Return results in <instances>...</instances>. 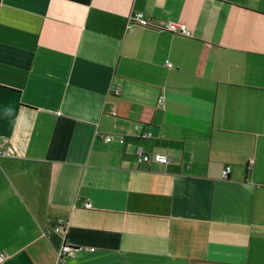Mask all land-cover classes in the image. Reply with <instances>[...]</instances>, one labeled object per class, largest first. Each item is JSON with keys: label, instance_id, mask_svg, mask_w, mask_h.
<instances>
[{"label": "crops", "instance_id": "obj_1", "mask_svg": "<svg viewBox=\"0 0 264 264\" xmlns=\"http://www.w3.org/2000/svg\"><path fill=\"white\" fill-rule=\"evenodd\" d=\"M0 254L264 264V0H0Z\"/></svg>", "mask_w": 264, "mask_h": 264}, {"label": "built area", "instance_id": "obj_2", "mask_svg": "<svg viewBox=\"0 0 264 264\" xmlns=\"http://www.w3.org/2000/svg\"><path fill=\"white\" fill-rule=\"evenodd\" d=\"M128 26H140L143 28H150L153 30H163L167 31L169 33L173 34H179L185 37H190L191 33L187 30L186 26L183 24H176L172 22H167L165 24H156L152 19L147 18L143 16L141 13H132L128 18ZM165 66L167 68H171L172 64L170 61L165 62ZM120 88L116 87L113 90V94H119ZM156 107L159 109L164 108V96L159 95L156 102ZM150 133L143 134L144 138H150ZM104 139L106 141H111L112 136H105ZM119 142H123V138H119ZM7 154H9V150L6 151ZM139 162L146 163V164H158V165H166L170 162V159L161 154V153H145V152H139ZM231 170V167L229 165L224 166V168L221 170V176L223 178H226ZM83 207L86 209L91 208V203L89 201L83 202ZM52 234L57 235H64L65 234V226L62 220H57L55 223L51 224L47 229L44 230L43 236L46 238H50ZM83 247L73 248L70 246H67L65 244H62L56 251L57 257L61 258L63 256L69 255V254H75L79 251H83ZM89 251H93V248H90ZM6 259V256L4 254H0V263L3 262Z\"/></svg>", "mask_w": 264, "mask_h": 264}]
</instances>
